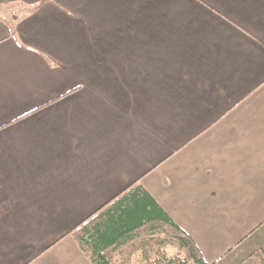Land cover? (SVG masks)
<instances>
[{
    "label": "crops",
    "instance_id": "1",
    "mask_svg": "<svg viewBox=\"0 0 264 264\" xmlns=\"http://www.w3.org/2000/svg\"><path fill=\"white\" fill-rule=\"evenodd\" d=\"M133 192L262 264L264 0H0V264H95L75 230Z\"/></svg>",
    "mask_w": 264,
    "mask_h": 264
},
{
    "label": "trees",
    "instance_id": "2",
    "mask_svg": "<svg viewBox=\"0 0 264 264\" xmlns=\"http://www.w3.org/2000/svg\"><path fill=\"white\" fill-rule=\"evenodd\" d=\"M141 228L152 237L156 231H163L167 238L156 240V246H144L142 255L137 257L139 264H207L192 239L143 192H133L106 213H97L74 235L95 264H113L114 251L121 247V252V245L138 238ZM170 245L175 250L173 256L166 251ZM258 257L264 264V256L259 253Z\"/></svg>",
    "mask_w": 264,
    "mask_h": 264
},
{
    "label": "rangeland",
    "instance_id": "3",
    "mask_svg": "<svg viewBox=\"0 0 264 264\" xmlns=\"http://www.w3.org/2000/svg\"><path fill=\"white\" fill-rule=\"evenodd\" d=\"M167 235L164 236V234L159 233L157 236L153 238H143V239H137L136 241H133L132 244L127 246L125 250H122L114 259L113 264H137L138 262V256L142 255V248L144 246H156L157 243L156 240L165 238ZM166 251L169 256H173L175 254L174 248L170 245L167 246ZM139 264V262H138Z\"/></svg>",
    "mask_w": 264,
    "mask_h": 264
}]
</instances>
